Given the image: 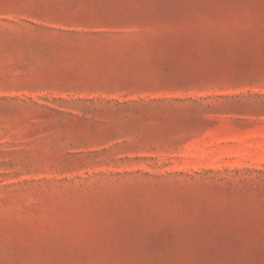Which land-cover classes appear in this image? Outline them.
Listing matches in <instances>:
<instances>
[{
  "label": "rangeland",
  "instance_id": "rangeland-1",
  "mask_svg": "<svg viewBox=\"0 0 264 264\" xmlns=\"http://www.w3.org/2000/svg\"><path fill=\"white\" fill-rule=\"evenodd\" d=\"M0 264H264V0H0Z\"/></svg>",
  "mask_w": 264,
  "mask_h": 264
}]
</instances>
